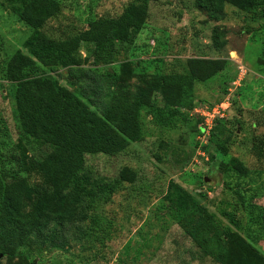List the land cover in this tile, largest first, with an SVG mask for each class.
<instances>
[{
  "label": "rangeland",
  "instance_id": "1",
  "mask_svg": "<svg viewBox=\"0 0 264 264\" xmlns=\"http://www.w3.org/2000/svg\"><path fill=\"white\" fill-rule=\"evenodd\" d=\"M58 1V12L39 28L52 39L80 32L88 18L117 16L132 0ZM18 5V0H0V174L13 165L11 157L18 156L26 163L22 175L36 184L40 178L29 161L42 157L49 147L20 136L14 83L4 77L7 58L17 49L26 53L22 42L31 31L19 19ZM263 36L264 0H257L251 12L227 2L216 17L208 16L195 0H149L143 27L131 42L114 40L111 62L93 64L88 56L92 45L87 43L68 71L36 64L34 75L49 74L89 108L101 115L107 110L110 124L120 130L124 125L120 115L135 107L142 91L160 104L146 80L161 69L181 75L190 69L193 105L210 102L215 113L212 119L205 111L202 118L192 112L194 106L184 110L185 120L176 118L163 127L140 110L136 140L129 138L114 154H85L82 166L89 182H111L124 167L134 172V178L123 180L105 202L96 200L89 207L90 199L84 198L70 204L69 210L80 213L57 227L60 247L42 244L44 232L28 235L19 243L0 244V264H217L184 233L180 213L165 198L170 182L222 225L227 220L220 210L232 212L239 233L264 256ZM216 121L232 132L224 162L236 157L246 167L243 175L218 165L210 137Z\"/></svg>",
  "mask_w": 264,
  "mask_h": 264
},
{
  "label": "trees",
  "instance_id": "2",
  "mask_svg": "<svg viewBox=\"0 0 264 264\" xmlns=\"http://www.w3.org/2000/svg\"><path fill=\"white\" fill-rule=\"evenodd\" d=\"M18 1L17 15L31 31L22 42L26 53L17 49L7 58L4 77L14 83L13 100L20 136L47 144L49 149L42 157L29 161L31 170L40 178L39 183H32L22 175L26 163L14 155L11 168L0 174V244L19 243L25 236L44 232L42 244L60 247L57 227L80 213L76 215L69 210L70 204L80 203L84 198L90 199L89 207L96 200L105 202L123 180L131 181L135 175L124 167L111 182H89L83 173L84 155L114 154L129 138L136 140L140 134L137 123L140 110L145 109L157 126L169 127L176 118L185 120L184 110L196 105L188 82L192 71L186 68L181 75L161 69L150 74L146 87L159 95L160 104L151 102L142 91L135 107L120 115L122 129L115 128L108 120L107 110L104 115L99 114L58 84L53 76L34 75V70L36 64H54L68 71L78 63L81 45L87 43L92 45L88 56L93 64L111 62L114 40L131 42L143 27L149 0H132L117 16L88 18L83 30L63 39L49 38L39 29L47 18L58 12V0ZM227 2L244 12H251L257 5V0H195L211 17L220 14ZM214 45L220 44L216 40ZM191 61L187 64L191 65ZM106 75L110 77L112 73ZM112 78L117 81L115 74ZM90 102L96 105L95 101ZM212 130L210 137L216 144L218 165L243 175L246 167L236 157H227L224 162L232 132L217 121ZM256 151L261 152L259 147ZM165 198L178 210L180 226L204 256L217 264H264V256L239 233L240 226L232 212L220 210V215L227 220L222 225L212 212L175 182L169 183Z\"/></svg>",
  "mask_w": 264,
  "mask_h": 264
},
{
  "label": "built area",
  "instance_id": "3",
  "mask_svg": "<svg viewBox=\"0 0 264 264\" xmlns=\"http://www.w3.org/2000/svg\"><path fill=\"white\" fill-rule=\"evenodd\" d=\"M219 105H222V104H219ZM212 107V106H211ZM215 109V108H214ZM213 108H210L209 107V104L206 103V102H203V103H199L198 106L194 107L192 109L193 112L197 113L199 116H201L202 118L204 117L205 114V111L206 113H210L208 114L210 118H214V113H215V110ZM220 114V113H219Z\"/></svg>",
  "mask_w": 264,
  "mask_h": 264
}]
</instances>
